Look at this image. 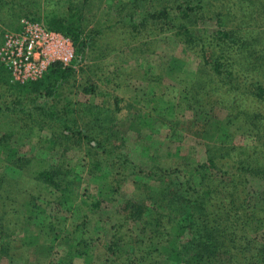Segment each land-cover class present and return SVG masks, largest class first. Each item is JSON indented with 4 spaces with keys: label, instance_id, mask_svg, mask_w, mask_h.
Masks as SVG:
<instances>
[{
    "label": "rangeland",
    "instance_id": "1",
    "mask_svg": "<svg viewBox=\"0 0 264 264\" xmlns=\"http://www.w3.org/2000/svg\"><path fill=\"white\" fill-rule=\"evenodd\" d=\"M28 1L16 2L25 4L28 8L41 3V8H36L35 12L42 21L47 14L46 10H59L56 6L46 7L41 0L34 3ZM101 1H107L108 11L100 12L93 6L95 16L86 12L87 32L89 29L100 28L103 25L100 18H104L107 13L115 16L114 10L109 9V6L111 4V8L116 7L117 0L99 2ZM169 1L174 5L180 0ZM143 2L140 11L145 14L161 8L155 0ZM203 6L202 10L188 18L172 9L173 21L169 25L149 18L144 29L152 37L137 36L130 45L131 29L127 26L131 25L110 31L107 35L97 37L98 42H95L94 48H88L84 57L77 56L76 61L79 62L70 66L73 71L58 89L57 108H74L76 117L65 114L63 118L70 124L73 118L76 119L77 124L84 130H90L92 136L105 140L107 145L104 150L91 148L89 142L77 135L66 144L56 136L50 137L47 134L49 131L53 132L50 128L60 124L53 119H42L48 125L44 132L37 127L39 119L35 120L38 122L35 126L28 120L31 118L22 114L0 115V139L6 137L16 144L19 153L9 159L5 154L0 155V201L7 208V218L13 220L14 226L10 229L13 231V227H16L18 230L13 240H20L22 235L19 236V230L26 225L25 203L30 195L37 196L42 191L43 184L35 180L38 173L50 170L51 167L62 171L74 170L78 178L73 183L71 193L75 201L70 213L71 219H85L88 222L89 232L84 239L94 246L96 262H100L109 240L106 233L112 226L111 223L122 216L116 212L122 211L118 206L122 204V196L132 194L133 191H138L139 195L145 194L147 186H153L149 182L151 178H146L151 168L167 171L185 169L189 164L184 158L193 147L199 151V158H205L203 150L206 145L200 136L203 127L211 122H224L231 115L235 126L234 135L238 126L249 123L253 104L240 114L230 111L229 106L234 95L245 92V81L241 76L246 74L247 65L251 67L255 64L258 68L261 66L264 77V0H238L235 5L228 7L226 0H205ZM215 14H220L221 19ZM26 17L24 7L0 0V30L19 28L21 20ZM219 19L223 26L217 25ZM218 31L231 32V36L235 38H223L217 34ZM189 34L196 36L197 44L187 43ZM248 47V53L244 57L245 48ZM219 57H223V60L217 63L216 59ZM217 64L223 69L213 70V66L216 67ZM256 72L258 75V71ZM234 76L236 78L232 80ZM12 85L17 87L16 85L21 84L15 83L9 71L0 63L2 107L15 100ZM257 85L259 81L250 80V86L246 90L253 94L257 91ZM90 86L95 87V91L86 94L84 90ZM225 92H230L231 99ZM31 102L32 99L23 100L25 105L31 106ZM95 106L99 109L94 108ZM34 117H37V113ZM148 121L153 127L143 126ZM27 126H33V131L28 133ZM172 127L175 129L171 133ZM138 129L142 130L137 131ZM58 131L61 130L57 128L54 133ZM234 140L236 145L244 147L248 155L256 153V156H252L257 161H262L264 151L261 148L253 150L252 143H248L249 140L242 136H235ZM52 142L55 144L52 145ZM194 159L191 158L192 161ZM122 161L130 163L125 166ZM261 186L256 183L250 185L248 203L251 206L260 202L259 190H263L264 183ZM113 188L116 190L114 193L111 191ZM102 197L107 200L110 198V201L105 202ZM84 199L88 202H100V207L91 211L82 202ZM178 203H182V197ZM183 204L180 208L177 207L179 212L186 211ZM70 214L62 216L69 218ZM0 218H3L1 214ZM131 227L134 228L132 224ZM12 231H9L10 237ZM128 232L122 247L125 252L132 250L130 243L135 231ZM21 249L17 254L21 258L11 262L3 256L0 264H38L40 260L37 261V257L42 258L41 264H53L51 260L45 259L48 251L44 248L22 244ZM54 252L59 251L54 249ZM160 264L168 263L162 259Z\"/></svg>",
    "mask_w": 264,
    "mask_h": 264
},
{
    "label": "trees",
    "instance_id": "2",
    "mask_svg": "<svg viewBox=\"0 0 264 264\" xmlns=\"http://www.w3.org/2000/svg\"><path fill=\"white\" fill-rule=\"evenodd\" d=\"M1 1L24 7L27 19L42 21L35 12L36 8H41V3L28 8L25 4L16 2L17 0ZM41 1L46 7L56 6V9H59L57 12L45 11L47 12L44 18L45 24L50 30L70 37L74 41L78 57H84L88 48H94L97 37L107 35L110 31L131 25L127 26L131 29L129 33L132 38L128 42L130 45L137 36L152 37V34L144 29V24L149 18L164 21L169 25L173 21L172 9L178 11L180 16L183 14L188 18L202 10L205 3V0H180L172 5L173 2L169 0H155L161 8L145 14L140 11L142 10L140 5L144 3L143 1L149 3L150 0H117V2L114 0L116 7L111 8L110 4L109 9L114 10L115 16H109L107 13L104 18H100V23L103 24L100 28L89 29L87 32L86 12L95 16L92 11L93 6H96L97 11H106L107 1ZM236 1L238 0H226L227 7L235 5ZM215 16L221 19L220 14ZM220 19L217 20V25L223 26ZM89 23L92 24L91 21ZM17 29L18 27L12 30ZM217 34L223 38H235L231 36V32L218 31ZM197 40L195 35L189 34L186 41L195 45ZM248 49L249 47L245 48L244 57ZM222 58L219 57L216 62H221ZM78 62L75 60L74 65ZM256 67L255 64L251 67L247 65L246 74L241 76L245 81V92L234 95L229 106L230 111L234 110L240 114L247 106L253 104L249 113V123L245 122L238 126L234 135L235 126L231 115L224 122H211L203 127L200 136L206 145L203 150L205 158H199L197 156L199 151L193 147L184 158L189 164L185 169L167 171L151 168L146 178L149 180L151 178L149 182H152L153 186L150 184L147 186L146 193H142L144 197L139 195L138 191L122 196V204L118 205L122 211H116L122 216L111 223L112 226L106 233L109 240L100 262H96L94 246L84 239L89 232L88 222L85 219L82 221L71 219L70 213L75 206L71 193L73 183L78 178L77 173L74 170L62 171L54 167L40 171L35 178L37 182L43 184L42 191L37 196L30 195L25 203L26 225L19 230L21 231L19 236L22 235L19 241L13 240L18 230L16 227H13V231L10 229L14 226L13 220L7 218V208L4 202L0 201V214L4 218H0V258L5 256L11 262L21 258L17 254L22 251L21 247L24 244L32 248H44L48 251L45 259L51 260L53 264H80V262L81 264H160L162 259L168 264H264V187L263 190L262 188L259 190L260 202H256L254 206L248 203L250 185L256 183L261 186V183H264V155L262 161H257L252 156H256V153L248 155L244 147L236 145L234 140L235 136L237 138L242 136L249 140L248 143H252L253 150L261 148L264 151V77L260 70L261 66ZM62 68L59 64L52 66L46 76L38 82L16 85L17 87L12 85L11 91L15 95V100L7 103L5 107H2L1 103L0 115L22 114L31 118L28 120L35 126L39 122L37 126L39 131H44L48 127L42 119H53L60 124L58 127L50 128L53 131V134L47 132L50 137L56 136L59 141L62 140L66 144L77 135L89 142L91 148L104 150L107 145L105 140L92 136L91 131L81 128L76 119L73 118L70 124L63 118L65 114L76 117L74 108L68 107L67 110L57 108L58 89L73 71V67ZM220 69H223L220 64L213 66L215 71ZM235 78L236 76L232 80ZM250 80L259 81L257 91L253 94L246 90L250 86ZM93 91L95 87L92 86L84 90L86 94H91ZM226 94L231 99L230 92H225ZM24 99L30 101L32 99L33 104L31 106L23 104ZM94 108L99 109L97 106ZM35 113L37 117H34ZM21 119L26 121L24 118ZM36 119H39L38 122H35ZM143 126L153 127L149 121ZM27 127L28 133L33 131V126ZM57 128L61 131L54 133ZM44 141L48 143L46 139ZM1 154H5L9 159L19 153L16 144L2 137ZM191 158L195 159L192 161ZM122 162L125 166L130 163ZM1 186L0 184V197H2ZM111 191L116 192L115 188ZM98 194L101 196L100 192ZM180 197H182L181 204L184 201L182 207L185 212H179L177 209L181 206L177 204ZM101 199L105 202L110 201V198ZM82 202L91 211L100 207V202H88L86 199ZM65 213L70 214V217L64 218L62 215ZM167 224L169 225L166 227ZM128 230L135 232L131 233L132 250L125 252L122 247L128 237ZM9 231H12V237L9 236ZM54 249H58L59 252H54ZM39 258L37 257V261L40 260L38 264H41L42 258Z\"/></svg>",
    "mask_w": 264,
    "mask_h": 264
},
{
    "label": "built area",
    "instance_id": "3",
    "mask_svg": "<svg viewBox=\"0 0 264 264\" xmlns=\"http://www.w3.org/2000/svg\"><path fill=\"white\" fill-rule=\"evenodd\" d=\"M76 58L74 41L50 30L44 21L24 18L17 30H0V63L15 83L38 82L52 66L67 68Z\"/></svg>",
    "mask_w": 264,
    "mask_h": 264
}]
</instances>
